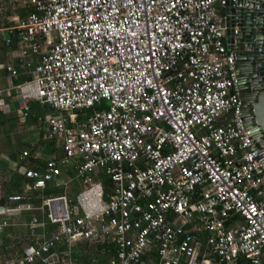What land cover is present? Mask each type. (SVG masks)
<instances>
[{
    "label": "built area",
    "instance_id": "built-area-1",
    "mask_svg": "<svg viewBox=\"0 0 264 264\" xmlns=\"http://www.w3.org/2000/svg\"><path fill=\"white\" fill-rule=\"evenodd\" d=\"M236 2L0 0V46L21 68L0 63V102L59 150L22 171L20 193L0 189V247L9 227L26 230L0 264H264V147L225 42ZM71 180L73 200L44 196ZM78 243L109 256L71 259Z\"/></svg>",
    "mask_w": 264,
    "mask_h": 264
},
{
    "label": "water",
    "instance_id": "water-1",
    "mask_svg": "<svg viewBox=\"0 0 264 264\" xmlns=\"http://www.w3.org/2000/svg\"><path fill=\"white\" fill-rule=\"evenodd\" d=\"M222 12L227 49L236 53L237 86L247 113L243 118L255 136L252 148L259 149L264 147V0H237Z\"/></svg>",
    "mask_w": 264,
    "mask_h": 264
},
{
    "label": "crops",
    "instance_id": "crops-1",
    "mask_svg": "<svg viewBox=\"0 0 264 264\" xmlns=\"http://www.w3.org/2000/svg\"><path fill=\"white\" fill-rule=\"evenodd\" d=\"M20 15H23V12H21V14ZM0 16H1V14H0ZM13 49H14V47H13ZM13 49H9V51L8 50H6V49H4L3 47H1L0 46V56H1V54H4V56H5V58L4 59H2V60H0V63H2V64H11V65H13V67L16 69V71L18 72V73H20L21 72V68L19 67V64L17 63V60L15 59V53L14 54H12L11 53V51H13ZM17 78H23V80L24 79H26V76H22V75H20V76H18ZM16 78V79H17ZM16 79H14V80H10V82L12 83V84H14V81L16 80ZM22 80V81H23ZM7 74L5 73V72H3V71H0V85L1 86H6V83H7ZM21 81V82H22ZM32 107V114L34 115H36V114H40V113H43V112H46V109H40L39 107H37L36 105H32L31 106ZM0 113H2L3 115H6V116H9L10 118L12 117V118H15V124L18 122V123H21V124H24V122H25V120L26 119H24L23 121L22 120H20L18 117H17V115L15 114V111H14V107L10 104V102H9V100L8 99H5L4 98V100L2 101V102H0ZM29 117H31V118H33V116H29ZM28 117V118H29ZM33 124H36V126H38V129H39V131H38V134H37V137H38V139H39V136H41L40 137V141H47L43 136H44V131L42 130V128L36 123V122H34V123H29L28 125L30 126V125H33ZM32 141L33 140H31V139H29L27 142H25V148H23V149H21V152L23 151V150H26V151H28V153H29V158H32V159H40L41 157H39V155L38 156H36V155H33L34 154V150H32V149H28V148H26V144L27 143H32ZM48 141H50V140H48ZM34 142V141H33ZM53 142V141H52ZM53 148H54V153L53 154H51L50 156H52V155H55V156H58L59 155V150L58 149H56V147H55V145H54V143H53ZM34 149H36V148H34ZM40 153V152H39ZM42 155V154H41ZM43 156V155H42ZM50 156H48V157H50ZM34 157V158H33ZM48 157H44V160H46ZM3 160L2 161H4V162H6V166H8V171L9 172H15L16 170H18V165H17V162L16 161H12L11 159H8V158H6L5 156H3ZM68 171H70L71 173H69ZM63 175H64V177H65V179H71L72 178V175H73V173H72V168L71 167H66V168H64L63 169ZM93 180H96V181H99L100 183H102L104 186H107L108 185V180H107V178L103 175V174H101V173H99L96 177H93ZM105 181L107 182V183H105ZM27 182V181H26ZM25 182V183H26ZM24 183V184H25ZM24 184H22V186L24 185ZM22 186H21V191H22ZM0 188H1V186H0ZM52 189H60L61 190V192H62V194H64L67 198H69V199H71V200H73V198H74V195H75V193L77 192V191H79L80 189H81V187H80V184L79 183H77V182H75L74 180H71L70 182H69V184H68V186L66 187V188H51V189H48V190H45V191H49V190H52ZM20 191V192H21ZM19 192V193H20ZM8 194V193H7ZM43 194H44V192H43ZM61 194V195H62ZM44 196H45V194H44ZM48 196H50V195H48ZM48 196H45V197H48ZM50 197H53V196H50ZM13 219H12V221H14L15 222V218H16V220L17 221H25V220H28V216H26V215H22V216H15V217H12ZM12 230H15L14 231V233H13V238L14 237H16V238H19V242H17V243H19V246H20V251H21V248L23 247V245H24V243H25V228L24 227H22V226H11V227H9L8 229H6V231L4 232V233H2V236H1V240H2V246L0 247V250L2 249V248H5V247H7L6 245L9 243V237H12L11 236V234H10V231H12ZM4 239H7L8 240V242H7V244L6 245H4ZM82 244H84V243H78V244H76L75 246H74V250H78L79 249V245H82ZM87 245H89V246H94V245H90V244H88V243H86ZM72 249V250H73ZM79 251V250H78ZM81 252V251H80ZM82 254V253H81ZM20 255V252H19V254H17L16 256H14V255H12L11 257H8V258H4L5 260L6 259H14V258H16V257H18ZM1 260H4V259H2V258H0ZM80 261V260H79ZM82 261V260H81Z\"/></svg>",
    "mask_w": 264,
    "mask_h": 264
},
{
    "label": "trees",
    "instance_id": "trees-1",
    "mask_svg": "<svg viewBox=\"0 0 264 264\" xmlns=\"http://www.w3.org/2000/svg\"><path fill=\"white\" fill-rule=\"evenodd\" d=\"M13 45L11 46V49H13ZM5 56L4 54H1L0 56V60L4 59ZM23 80V78H17L14 81V84L20 83ZM11 94H13V92H11ZM8 119L11 121V119L13 120V122H15V118L10 119L9 116L3 115L2 113H0V128H2L4 126L5 120ZM35 119L34 118H27L24 122V124H29V123H34ZM15 124V123H14ZM4 129L2 128L0 130V132H2ZM40 137L37 141H34L32 143H27L26 144V148L28 149H34V148H38V151L44 156V157H48L51 154L54 153V148H53V142L52 141H40ZM21 153V149H15L14 152H10L7 153L6 158L11 159L12 161H16L17 165H18V170H16L15 172H9L8 173L11 175L10 180L8 182V186L6 189V192L8 194H12V193H19L21 191V186L22 184H24L26 182V180L23 178V174L22 171L26 170V169H37L42 171L43 170V166H44V158H40V159H32L29 157H26L24 159H19ZM2 165L6 166V162H1ZM69 173H71L70 171H68ZM105 183H107L105 181ZM45 196H60L62 194L60 189H52L49 191H44ZM8 242L7 239H4V245H6ZM92 247V248H90ZM84 248H88V250L91 252H89L90 254H83L82 251ZM79 250V251H78ZM78 250H72L70 253V258L71 259H76V260H82V262H87L90 259H95L101 263H104L105 259L109 256V251L105 246H100V245H95V246H89L86 243L79 245V249ZM82 253V254H81ZM235 264H249L247 262V260L245 259H238Z\"/></svg>",
    "mask_w": 264,
    "mask_h": 264
},
{
    "label": "rangeland",
    "instance_id": "rangeland-1",
    "mask_svg": "<svg viewBox=\"0 0 264 264\" xmlns=\"http://www.w3.org/2000/svg\"><path fill=\"white\" fill-rule=\"evenodd\" d=\"M11 119V118H10ZM11 121L6 119L4 126L2 127L4 130L0 132V186H1V192H5L8 186V182L10 180L11 175L8 173V166H4L1 164L4 159L3 156L6 157L7 153L14 152L15 149H23L25 148V142H27L29 139L33 141H37L38 137V126L36 124L28 125V124H21V123H12ZM0 128V130L2 129ZM32 141V142H33ZM39 142V141H37ZM34 154L41 158H44V156L39 153L38 148L33 149ZM15 230L10 231V234L12 237H9V243L6 245L7 247L2 248L0 250V258H8L12 255L16 256L20 252V246H19V238L14 237L13 233ZM92 248V247H90ZM83 254H90L91 252L88 250V248H84L81 251ZM90 252V253H89Z\"/></svg>",
    "mask_w": 264,
    "mask_h": 264
}]
</instances>
